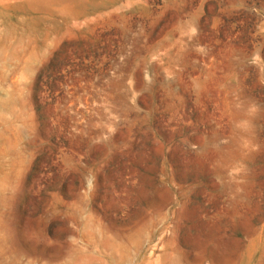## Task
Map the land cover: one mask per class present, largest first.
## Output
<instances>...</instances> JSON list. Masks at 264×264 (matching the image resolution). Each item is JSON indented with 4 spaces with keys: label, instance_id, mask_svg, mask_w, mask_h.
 <instances>
[{
    "label": "rangeland",
    "instance_id": "1",
    "mask_svg": "<svg viewBox=\"0 0 264 264\" xmlns=\"http://www.w3.org/2000/svg\"><path fill=\"white\" fill-rule=\"evenodd\" d=\"M0 264H264V0H0Z\"/></svg>",
    "mask_w": 264,
    "mask_h": 264
}]
</instances>
